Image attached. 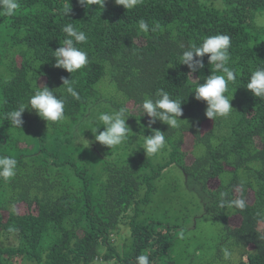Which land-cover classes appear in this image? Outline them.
Here are the masks:
<instances>
[{"label": "trees", "instance_id": "trees-1", "mask_svg": "<svg viewBox=\"0 0 264 264\" xmlns=\"http://www.w3.org/2000/svg\"><path fill=\"white\" fill-rule=\"evenodd\" d=\"M219 1L221 9L206 7L202 0H138L132 9H124L106 2L103 8L87 3L84 7L78 0H69L71 12L65 17L68 0H20L13 16H0V52L12 56L8 77L0 80V156L17 160L16 175L9 181L0 178V264H93L98 260L135 264L141 254L148 255L151 264H162L161 256L173 244L175 231L161 222H127L130 237L120 252L112 237L125 225L120 224L121 218L138 203L139 189H146L143 199L147 201L154 189L152 180L171 164L187 180L206 187L223 171L232 172L228 180L208 191L206 206L218 217L233 246L250 249L236 264H264V232L257 230V224L264 223V99L245 87L251 72L264 68V26L254 21L255 12H264V0ZM140 20L148 23L150 31L139 29ZM68 23L87 35V42L77 47L87 52L89 62L73 74L54 67L52 57L66 38L62 29ZM218 34L231 37L228 67L237 79L225 93L232 97L233 111L212 121L204 115L205 102L197 101L192 92L210 74L222 73L205 56V67L190 75L180 59L186 50L181 45L199 46L204 38ZM61 78L74 81L80 100L65 92ZM45 84L66 98L67 119L43 122L50 135L47 146L16 147L9 142L13 133L40 122L25 120L19 129L5 116L27 104L37 87ZM160 89L183 101L178 128H167L159 121L151 126L165 132L168 157L163 164L154 166L150 158L142 161L138 156L144 152L140 148L144 136L151 134L140 117L128 125L131 132L126 143L138 146L132 156L100 144L102 152L97 151L94 142L87 148L83 142L76 143L80 134L94 141L91 131L103 130L100 114L130 103L141 106L145 98L157 99ZM26 110L23 120L31 117V109ZM186 134L193 138L190 161L189 153L182 150ZM30 142L39 148L42 138L33 135ZM196 145H203L202 154L197 155ZM14 147L20 151L14 152ZM112 150L118 154L116 161L109 159ZM221 193L229 201L244 198L246 208L220 207ZM21 204L27 212L17 210ZM232 217L239 218L237 226L229 224ZM10 237L15 244H6Z\"/></svg>", "mask_w": 264, "mask_h": 264}, {"label": "clouds", "instance_id": "clouds-1", "mask_svg": "<svg viewBox=\"0 0 264 264\" xmlns=\"http://www.w3.org/2000/svg\"><path fill=\"white\" fill-rule=\"evenodd\" d=\"M105 2L107 5L112 4L108 3L107 0H78V3L84 7L87 3L90 6L98 4L103 8ZM115 3L123 6L124 9H132L138 3V0H115ZM20 7V0H0V16L6 15L11 17ZM70 12L71 6L68 0L63 9V15L67 17ZM138 23L139 29L142 32L150 31L146 21L140 20ZM155 27L158 28L159 25L157 24ZM151 30L154 31L155 28ZM62 31L66 34V38L58 48L52 51V57L55 59L54 67L61 68L67 73L73 74L84 68L89 62L87 52L77 47L78 44L87 42V35L84 31L75 28L71 23L66 24ZM181 46L186 50L181 55L180 64L187 66L190 75L205 67L203 60L205 56H207L208 64L214 65L215 70L222 73L210 74L203 80V83H198L194 92H192L197 101L205 102V117L214 121L218 117L229 116L233 111L230 103L232 97L229 98L225 93L228 92L229 84L235 83L237 79L235 71L228 67L231 37L226 34L212 35L204 38L199 46L196 44ZM61 79L65 92L72 98L80 100V94L73 86L74 81L71 78ZM245 87L254 97L264 99V68H257L252 71ZM156 95L158 97L157 99L145 98L140 106L143 115L146 114L149 118L147 127L151 129V134L144 136L143 145L140 147L146 156H148V159L149 156L154 157L162 154L167 143L165 132L152 129L151 126L159 121L167 125V128L176 129L180 126V122L183 121L180 119L183 115V109L181 107L182 100L173 99L163 89L158 90ZM65 104L66 98L57 96L53 89H49L45 84L37 87L34 94L29 97L27 104H20L16 109L8 112L5 119L11 121L14 127L21 129L24 124L23 113L26 108H29L34 110L35 114L47 123H58L67 119L65 115ZM129 116L127 108L104 112L99 116V120L103 124V130L98 131L101 128H97L94 132L91 131L94 135V141L86 140L82 134L77 137V141L82 140L87 145L85 148L89 147L92 142H98L100 145L109 149L115 148L129 139V132L131 130L126 124V119ZM16 168L17 160L15 158L0 156V178L5 181L11 180L16 175ZM218 184L219 181L215 180L214 184H210L206 189L209 191L212 186H218ZM143 190L146 191V189H139V196L137 195L138 203L134 204L121 218L120 224H126L125 220L129 219V213L135 211L139 203L146 201L143 199L145 195ZM207 194L208 192L206 193V197ZM219 205L220 207H235L240 210L245 209L247 206L244 198H236L229 201L226 199L224 193H221ZM134 214L136 215V212ZM132 219L135 218L132 217L129 221ZM181 238H183V233H181ZM231 255L232 253L227 248L223 250L225 259ZM135 264H151V262L148 255L141 254L136 257Z\"/></svg>", "mask_w": 264, "mask_h": 264}, {"label": "rangeland", "instance_id": "rangeland-1", "mask_svg": "<svg viewBox=\"0 0 264 264\" xmlns=\"http://www.w3.org/2000/svg\"><path fill=\"white\" fill-rule=\"evenodd\" d=\"M108 3L116 4L115 0H107ZM203 5L209 8L221 9L223 5L219 0H202ZM111 4V5H112ZM254 21L257 26H264V12L257 11L254 13ZM11 53L4 54L0 52V80L3 81L8 77L7 66L11 61ZM1 103V98H0ZM129 110V117L126 119V124L130 126L136 121V118L140 117L145 122L148 123V117L146 114L143 115L142 108L140 106L134 107L131 103L127 104ZM115 109H113L114 111ZM28 111V110H26ZM31 117L25 120L39 121L29 125L32 126L31 129L25 127L21 132H14L13 138L9 139V142L14 143L16 147H35L40 149L48 145V138L50 135L47 134V130L44 127L46 122L39 118L34 110L29 111ZM132 118V119H129ZM158 122V121H157ZM154 125V124H153ZM134 127V126H132ZM209 128L208 124L204 125V130ZM3 129L0 125V132ZM133 130V129H132ZM134 132V130H133ZM9 133V131H8ZM33 135H37L42 138L40 147L37 148L36 144L30 142V138ZM87 140V138H85ZM212 141H215L213 138ZM83 142L77 141L79 144ZM84 143V142H83ZM97 151L100 150V145L98 142ZM257 143H259L257 141ZM85 144V143H84ZM142 146V145H141ZM138 146L135 142L126 143V141L116 146L115 149L122 156H132L134 149ZM107 148V147H106ZM110 150L109 148H107ZM203 145H196L197 155L203 153ZM15 151H20L18 148L12 149ZM182 150L189 153L187 161H190L191 151L193 150V138L192 136L186 134L183 138ZM138 156L141 157L143 161L148 156L143 152ZM110 161H116L118 159V154L115 150H112L111 155H109ZM168 157V153L163 150L162 154L151 157L150 162L154 166L161 165L165 162ZM48 161H51L50 159ZM189 163V162H187ZM99 165L93 167L97 169ZM232 176L230 170L223 171L218 178L210 179L207 186L214 184V181L223 182L228 180ZM152 185L154 186L153 192L149 195V200L141 202L135 211L129 213V219L125 222H130V218H135L138 222H148L149 220H155L161 222L162 227L172 228V233L175 237L173 244L169 249L165 250L161 256L162 264H236L239 260L245 259L247 251L250 249H242L233 246L229 240L225 238V232L223 230L222 223L218 217H213L212 212L208 211V206H206V185L197 182L195 180H187L183 171L176 165L171 164L166 168L162 169L158 174L157 178L152 180ZM217 185L212 186L211 190L215 189ZM145 192V190H143ZM142 193V192H141ZM144 195V193H143ZM20 212H27V208L22 204L17 206V210ZM217 209H213V213H216ZM136 212V215L134 214ZM229 224L231 226H237L239 224L238 217H232L229 219ZM257 230L259 233L264 232V223L257 224ZM181 233H183V238H181ZM130 231L127 224L121 227L118 235L112 237L114 244L119 247L120 250L123 249L122 244L124 240L129 239ZM6 244H15V238L10 237L6 241ZM227 248L232 255L225 259L223 256V250ZM103 252H108L107 250ZM23 264H34L31 262H25ZM93 264H113V261H96Z\"/></svg>", "mask_w": 264, "mask_h": 264}]
</instances>
